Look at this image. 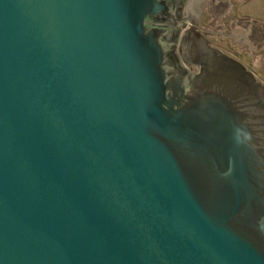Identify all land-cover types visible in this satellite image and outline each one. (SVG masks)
I'll use <instances>...</instances> for the list:
<instances>
[{
  "label": "water",
  "instance_id": "water-1",
  "mask_svg": "<svg viewBox=\"0 0 264 264\" xmlns=\"http://www.w3.org/2000/svg\"><path fill=\"white\" fill-rule=\"evenodd\" d=\"M183 1L0 0V264H264V83Z\"/></svg>",
  "mask_w": 264,
  "mask_h": 264
},
{
  "label": "rangeland",
  "instance_id": "rangeland-1",
  "mask_svg": "<svg viewBox=\"0 0 264 264\" xmlns=\"http://www.w3.org/2000/svg\"><path fill=\"white\" fill-rule=\"evenodd\" d=\"M200 26L208 43L241 63L264 83V0H207ZM234 31L239 38L230 39Z\"/></svg>",
  "mask_w": 264,
  "mask_h": 264
},
{
  "label": "flooded vegetation",
  "instance_id": "flooded-vegetation-1",
  "mask_svg": "<svg viewBox=\"0 0 264 264\" xmlns=\"http://www.w3.org/2000/svg\"><path fill=\"white\" fill-rule=\"evenodd\" d=\"M206 1L207 0H205L204 3L202 4L201 11H200V14H199V17H198V21H197L198 29L194 28L193 31L196 32L197 34H199V36L204 40V42H205L207 47L216 49L219 52H221L223 55L227 56L221 50H219V49H217L215 47H212L208 43L207 37L211 36L212 34L208 30H205L204 28H202L199 25L200 24V20L202 19V14H203V10H204L203 8H204V4L206 3ZM187 3H188V0H184L183 3H182V7H181V10H180V21H186V19H187V15H184V10H185V7H186ZM190 29H191V26H190V24H188V25L185 26L184 29H182L179 32L178 38L176 40L174 54H175L179 64L181 65V67L183 68L184 71H186L189 74H199L201 72L200 66H198V65H187L186 62L182 59L180 51H179L180 42L185 37L186 32L189 31ZM227 57H229V56H227ZM229 58H231V57H229ZM231 59H233V58H231ZM233 60H235V59H233Z\"/></svg>",
  "mask_w": 264,
  "mask_h": 264
},
{
  "label": "crops",
  "instance_id": "crops-1",
  "mask_svg": "<svg viewBox=\"0 0 264 264\" xmlns=\"http://www.w3.org/2000/svg\"><path fill=\"white\" fill-rule=\"evenodd\" d=\"M239 33H237V31H234L233 33H232V35H228V36H226L227 38H230V39H232V40H234V39H237V38H239Z\"/></svg>",
  "mask_w": 264,
  "mask_h": 264
}]
</instances>
